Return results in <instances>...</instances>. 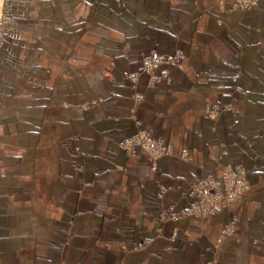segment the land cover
Listing matches in <instances>:
<instances>
[{
    "label": "crops",
    "instance_id": "1",
    "mask_svg": "<svg viewBox=\"0 0 264 264\" xmlns=\"http://www.w3.org/2000/svg\"><path fill=\"white\" fill-rule=\"evenodd\" d=\"M5 1L0 264H264V0ZM151 50L182 58L129 78ZM139 130L177 155H130ZM228 165L241 198L163 219Z\"/></svg>",
    "mask_w": 264,
    "mask_h": 264
},
{
    "label": "built area",
    "instance_id": "2",
    "mask_svg": "<svg viewBox=\"0 0 264 264\" xmlns=\"http://www.w3.org/2000/svg\"><path fill=\"white\" fill-rule=\"evenodd\" d=\"M259 0H235L234 7L238 9H250L258 3ZM182 58L180 51L174 54H161L156 50L143 53L141 71L129 74V78L136 81L142 73L149 75V84L153 85L157 81L167 78L168 69L158 71L161 66L179 64ZM142 99L138 93L134 94V101L137 104ZM223 107L219 104H207L205 113L210 117H218L223 112ZM122 147L130 155L148 156L152 160L165 155H177L171 145L166 144L163 138L155 137L148 131L139 130L135 134L124 138L121 142ZM183 159H191L186 150L178 154ZM245 169L240 166L228 165L222 179L214 176L212 173L207 174L191 184L190 194L193 196V202L190 208L182 212L170 211L163 212V219L174 215L179 218L183 215H195L205 217L217 212L219 205L223 202H231L240 198L248 189V184L244 179ZM234 227V223L230 226ZM230 231V230H229ZM225 234V233H224Z\"/></svg>",
    "mask_w": 264,
    "mask_h": 264
},
{
    "label": "rangeland",
    "instance_id": "3",
    "mask_svg": "<svg viewBox=\"0 0 264 264\" xmlns=\"http://www.w3.org/2000/svg\"><path fill=\"white\" fill-rule=\"evenodd\" d=\"M6 4V1L5 0H0V42H1V40H2V38H3V35H4V33H5V31H4V29H5V26H6V24L7 23H9L10 22V16H9V7L7 6V5H5ZM226 168H227V166H226ZM226 168H225V171H226ZM245 169V168H244ZM225 171L223 172V174L225 173ZM246 171V170H245ZM223 174H222V176H223ZM222 176L221 177H218V178H220V179H222ZM244 179H245V177H244ZM247 182V181H246ZM247 184H248V182H247ZM248 188H249V184H248ZM248 190V189H247ZM247 192V191H246ZM245 192V193H246ZM244 193V194H245ZM243 194V195H244ZM242 195V196H243ZM190 196H191V198H192V202H193V196L190 194ZM241 196V197H242ZM240 197V198H241ZM239 199V198H238ZM238 199H236V200H238ZM236 200H234V201H236ZM234 201H231V202H228V203H232V202H234ZM192 202H191V204H192ZM191 204H190V206H191ZM190 206L188 207V208H190ZM220 206V205H219ZM188 208H185V209H181V210H174V209H172V208H169L170 209V211H176V212H182L183 210H186V209H188ZM168 210V209H167ZM190 216H195V215H183L182 213H181V215H180V217L178 218V219H181V218H186V217H190ZM208 216H210V215H208ZM208 216H205V217H200V216H196V217H199V218H201V219H203V218H206V217H208ZM166 219H177V218H175V216L172 214V215H170L168 218H166ZM235 222H236V219L235 218H233L232 220H231V222H230V225L226 228V230H224V236H226V235H229V234H231V233H233L234 232V230H235ZM232 223H234V227H231L230 228V226L232 225ZM230 230V231H229Z\"/></svg>",
    "mask_w": 264,
    "mask_h": 264
}]
</instances>
